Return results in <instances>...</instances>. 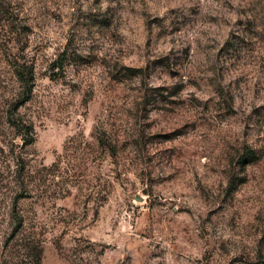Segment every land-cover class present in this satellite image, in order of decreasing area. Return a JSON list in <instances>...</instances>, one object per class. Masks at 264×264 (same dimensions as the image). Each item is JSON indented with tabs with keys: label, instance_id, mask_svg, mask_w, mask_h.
<instances>
[{
	"label": "rangeland",
	"instance_id": "rangeland-1",
	"mask_svg": "<svg viewBox=\"0 0 264 264\" xmlns=\"http://www.w3.org/2000/svg\"><path fill=\"white\" fill-rule=\"evenodd\" d=\"M0 264H264V0H0Z\"/></svg>",
	"mask_w": 264,
	"mask_h": 264
},
{
	"label": "trees",
	"instance_id": "trees-1",
	"mask_svg": "<svg viewBox=\"0 0 264 264\" xmlns=\"http://www.w3.org/2000/svg\"><path fill=\"white\" fill-rule=\"evenodd\" d=\"M12 67V75L17 85V93L14 101L7 104V109L2 112L5 124L9 130L14 133V137L21 141V148L26 149L35 143V131L32 123L23 115L19 113V109L29 102L33 89H34V69L31 66L24 64H18L15 62ZM59 68V66H57ZM129 72L139 73L140 70H129ZM100 147H107L103 141L100 140ZM252 161V160H251ZM19 169V177L17 182L18 191L22 192L14 199L12 206V219L16 222L12 234L17 235L22 227L23 221L17 212L18 200L25 198V194L28 195L29 182L26 180L27 165L23 164ZM250 162H247L249 164Z\"/></svg>",
	"mask_w": 264,
	"mask_h": 264
}]
</instances>
